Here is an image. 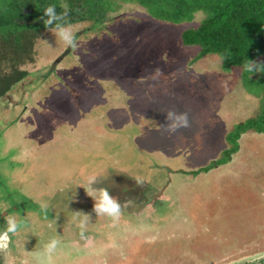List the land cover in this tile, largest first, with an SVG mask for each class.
I'll return each instance as SVG.
<instances>
[{
  "label": "rangeland",
  "instance_id": "obj_1",
  "mask_svg": "<svg viewBox=\"0 0 264 264\" xmlns=\"http://www.w3.org/2000/svg\"><path fill=\"white\" fill-rule=\"evenodd\" d=\"M205 18L169 24L130 1L99 27L72 25L75 48L57 28L33 38L28 76L0 98V233L18 224L1 264L264 263V133L222 156L264 109V84L250 81L264 71L197 59L181 36ZM169 110L190 127L169 134ZM90 185L121 201L118 221L92 211Z\"/></svg>",
  "mask_w": 264,
  "mask_h": 264
},
{
  "label": "trees",
  "instance_id": "obj_2",
  "mask_svg": "<svg viewBox=\"0 0 264 264\" xmlns=\"http://www.w3.org/2000/svg\"><path fill=\"white\" fill-rule=\"evenodd\" d=\"M130 1L143 7L152 19L174 25L192 22L198 13L205 14L206 18L197 28L183 31L182 44L199 47L197 59L207 55L218 56L224 72L242 67L248 59L263 61L264 0H0V98L28 76V72L19 68L34 60L32 41L40 32L85 21H92L95 27H99L107 13L118 10L120 3ZM49 5H55L57 13L64 11L61 5H66L68 15L46 28L41 17ZM241 69L244 76L246 71L243 67ZM260 74L261 78L253 76V80L250 79L252 85L264 84V72ZM246 79L249 80L248 76ZM248 91L255 94L250 89ZM246 131L264 133V109L253 118L235 125L227 134L232 148L222 152L223 158L231 156L230 152L235 150ZM229 161L222 160L211 167H219ZM211 167L203 168L202 172L215 168Z\"/></svg>",
  "mask_w": 264,
  "mask_h": 264
},
{
  "label": "clouds",
  "instance_id": "obj_3",
  "mask_svg": "<svg viewBox=\"0 0 264 264\" xmlns=\"http://www.w3.org/2000/svg\"><path fill=\"white\" fill-rule=\"evenodd\" d=\"M64 9L62 13H57L55 5H49L44 9L43 16L41 17L44 20V25L48 28L52 25L53 21L60 20L62 17L67 16V6L61 5ZM47 19H44V18ZM55 35L58 39L63 40L68 47L75 48L77 46V42L73 35L70 25L65 24L62 26H58ZM244 71L248 73H256L260 72L264 69V63L257 62L254 60H246L242 65ZM141 120H144L145 117L141 116ZM165 121L167 122L165 127L169 134L175 133L180 128H188L190 127L189 116L187 112L177 113L175 111L169 110L165 114ZM87 194L90 196L93 201V209L92 211L97 215H106L111 218L113 222L118 221L122 212L121 201L114 195L110 194V191L107 188H93L91 185L88 188ZM43 207V206H42ZM86 216H89L85 214ZM86 221H81V228L83 229ZM18 229V224L13 218H6L5 229L2 233H0V241L6 240L9 234H14ZM84 233L81 231V236L83 237ZM59 239L61 238L58 236ZM58 239L50 241L45 246V252L47 254H51L57 247Z\"/></svg>",
  "mask_w": 264,
  "mask_h": 264
},
{
  "label": "flooded vegetation",
  "instance_id": "obj_4",
  "mask_svg": "<svg viewBox=\"0 0 264 264\" xmlns=\"http://www.w3.org/2000/svg\"><path fill=\"white\" fill-rule=\"evenodd\" d=\"M12 236V235H11ZM12 238H13V236H12ZM14 240V239H13Z\"/></svg>",
  "mask_w": 264,
  "mask_h": 264
}]
</instances>
